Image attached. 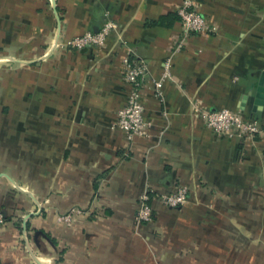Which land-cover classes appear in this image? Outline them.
Wrapping results in <instances>:
<instances>
[{"label": "crops", "instance_id": "obj_1", "mask_svg": "<svg viewBox=\"0 0 264 264\" xmlns=\"http://www.w3.org/2000/svg\"><path fill=\"white\" fill-rule=\"evenodd\" d=\"M180 2L0 0V264H264V132L219 137L193 112L264 125V0H199L217 30L186 36L163 100L142 90L151 136L127 143L113 126L122 58L159 76L183 35ZM106 19L103 46H66ZM178 184L187 202L165 206L157 194ZM147 187L154 221L136 230Z\"/></svg>", "mask_w": 264, "mask_h": 264}, {"label": "built area", "instance_id": "obj_2", "mask_svg": "<svg viewBox=\"0 0 264 264\" xmlns=\"http://www.w3.org/2000/svg\"><path fill=\"white\" fill-rule=\"evenodd\" d=\"M183 35L171 52L163 60V68L159 76H148L149 63L146 59L127 54L122 58L121 78L128 85L126 101L117 111L113 126L124 133L127 143L135 138H148L151 136L152 121L144 114L142 90L151 89L159 100H163L162 87L165 81L172 78V58L183 45L189 33L215 32L217 27L208 25L199 11V0H181L176 8ZM117 24L112 19H106L97 31H86L73 36L66 46L81 50L85 47H101L109 34L116 29ZM193 112L202 118L204 123L219 137L234 138L238 141L253 139L264 132L262 125L256 118H245L239 111L225 107L217 109H201L198 105ZM154 191L147 187L139 196L134 215L135 229L142 225L152 224L154 221V207L152 198ZM157 198L167 207L178 208L188 200V187L178 184L171 191H162ZM81 213L80 209L71 208L58 216V220L71 225L74 218ZM6 220L5 214L0 210V225Z\"/></svg>", "mask_w": 264, "mask_h": 264}, {"label": "water", "instance_id": "obj_3", "mask_svg": "<svg viewBox=\"0 0 264 264\" xmlns=\"http://www.w3.org/2000/svg\"><path fill=\"white\" fill-rule=\"evenodd\" d=\"M260 89V91H258V93H257V95H258V97H260V98H262V97H264V88H259ZM257 101V103H261L262 102V100H256Z\"/></svg>", "mask_w": 264, "mask_h": 264}, {"label": "rangeland", "instance_id": "obj_4", "mask_svg": "<svg viewBox=\"0 0 264 264\" xmlns=\"http://www.w3.org/2000/svg\"><path fill=\"white\" fill-rule=\"evenodd\" d=\"M137 230H138V229H137ZM156 231H157V229H156ZM156 231H155V232H156ZM156 233H157V232H156ZM158 234H159V233H158ZM158 234H156V235H158Z\"/></svg>", "mask_w": 264, "mask_h": 264}]
</instances>
